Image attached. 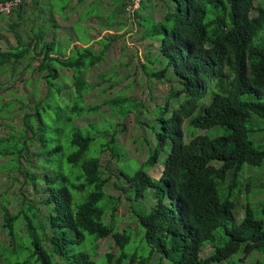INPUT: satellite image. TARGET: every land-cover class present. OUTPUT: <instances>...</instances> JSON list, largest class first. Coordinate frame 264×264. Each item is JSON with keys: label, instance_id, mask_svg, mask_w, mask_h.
I'll use <instances>...</instances> for the list:
<instances>
[{"label": "trees", "instance_id": "16d2710c", "mask_svg": "<svg viewBox=\"0 0 264 264\" xmlns=\"http://www.w3.org/2000/svg\"><path fill=\"white\" fill-rule=\"evenodd\" d=\"M4 1L7 0H0ZM68 1L65 0L61 11ZM166 1L172 7L164 12L159 22L142 15L148 9L149 0H140L138 9L132 14L146 23L143 38L159 41V56L147 62L157 64L163 60V66L152 70L151 78L161 80L171 74L177 78L180 90L170 91L169 95L184 93L186 98L167 120H161L153 152L143 164L148 169L153 168L164 154L160 178L154 180L141 169L132 175L119 170L135 200L142 199L148 189L154 190V206L146 214H137L143 239L150 248L145 257L127 254L125 248L131 241L130 236L104 222L106 205L99 206V203L106 197L108 179L103 177L100 160L94 155L95 148L92 150L96 147L93 133L98 128H82L71 123L74 117H81L88 111L82 105L87 91L82 72L100 62L101 56L95 55L87 44L85 47L73 45L72 53L62 56L54 36L50 41H44L42 32L34 33L25 45L17 39L15 48L0 51L1 72L10 62H19L25 55H30L31 48L38 50L31 60L39 59L36 69L45 82L46 94L33 106V113L23 116L22 123L24 130L41 143L43 164L47 161L48 165L53 163L52 157L61 151L60 145L49 147L54 141L52 126L59 123L71 127L68 138L73 151L66 156V162L77 170V183L70 187L82 196L75 208L67 177L55 173L49 166L43 168L49 169L50 173H44L42 177L27 171L20 174L35 190L38 182L45 183L47 197L42 202L52 207V213L46 217L51 235L41 223L38 209L29 207L25 211L22 208L20 214L12 216L5 205L1 206L2 228L14 243L18 237L29 238L31 257L36 263L55 264L52 259L56 256L65 264H96L87 252L71 250L73 245L84 242L85 233L93 237L92 244L107 237L114 240L118 252L116 256L104 254L106 264H148L153 253L160 254L170 264H216L239 251L244 259L253 252L264 255V222L256 219L247 206L241 222L235 223L234 204L229 199L239 186L243 166H260L264 161V150L250 141L246 127L252 115L264 121V5L254 7V0ZM113 2L116 5L113 15H116L118 8L121 11L127 9L130 0ZM24 6L23 3L20 5L18 14ZM252 10L256 15L250 17ZM40 41L44 42L40 45ZM101 43L107 47L105 40ZM58 68L74 73L75 91L67 95V101L71 103L66 106L61 104V91L56 86L60 80ZM244 95H248V101L241 100ZM208 98L210 100L206 102ZM127 101L126 98L118 99L112 105L117 110L116 107L125 106ZM197 111L199 113L195 114ZM164 112H167V105ZM184 124L195 130L220 127L222 134L193 135L185 143ZM63 130L55 128L56 133ZM14 139L15 142H25L11 135L10 140L1 143ZM103 147L110 149L113 157H121L114 138L100 145ZM90 149L91 156H88ZM12 156H16L17 169L20 170L18 152L0 150V157ZM222 187L223 196L220 194ZM110 210L114 213L116 206ZM31 212L38 214L37 221L34 219L36 222L29 217ZM261 214L264 217V204ZM16 221L24 222L25 237L17 235ZM218 229L223 233L220 237L222 241L225 239L224 244L214 247L207 257L201 258L203 244L214 242V232ZM14 254L15 246L12 256ZM18 260L11 263L6 259L4 264L28 263ZM249 264L262 263L256 260Z\"/></svg>", "mask_w": 264, "mask_h": 264}, {"label": "rangeland", "instance_id": "374dc122", "mask_svg": "<svg viewBox=\"0 0 264 264\" xmlns=\"http://www.w3.org/2000/svg\"><path fill=\"white\" fill-rule=\"evenodd\" d=\"M64 2L65 0H23L25 6L19 14L16 9L8 15L0 16V51L15 48L17 39L25 45L34 33L42 32L44 41H50L54 36L55 43L61 47L62 56L71 54L73 45L85 47V44L90 46L95 55L101 56L100 62L82 72L87 84L82 105L87 107L88 111L81 117H74L71 123L82 128L89 126L98 128L93 133L96 147H92V150L95 148L94 155L100 160L103 177L108 179L105 187L107 199L104 197L99 203V206L106 205L104 222L112 224L119 232H126L130 236L131 241L125 248L127 254L145 257L149 254L150 248L143 239V229L138 223L137 214H146L149 208L154 206L155 200L152 197L154 190L148 189L142 199L135 200L120 171L125 175H132L141 169L154 180L160 178L164 154L153 168L148 169L143 164L153 152L156 144L155 135L159 132L161 120H167L170 113L186 97L184 93L173 97L169 95L170 91L175 93L180 90L177 78L171 74H167L166 78L161 80L151 78L150 72L160 69L163 60L157 64L147 62L148 59L154 60L159 56V41L143 38L146 23L140 21L138 16L130 13L128 9L121 11V8L113 15L116 7L113 0H69L61 11ZM258 5H264V0H254V7ZM171 7V3L166 0H149L148 9L142 12V15L153 22H159L163 19L164 12ZM255 15V11L252 10L250 17ZM104 40L107 42L106 48L103 47L104 43H101ZM44 41H40V45ZM36 52L38 50L31 48L30 55H25L19 62H10L0 72V150L18 152L22 165L20 170L17 169L16 156L0 157V264H4L6 259L11 263L19 259V262L39 264L31 257L32 245L28 237L23 239L18 237L14 243L7 236L2 228V205L7 207L12 216L20 214L22 208L25 211L29 207L38 209L39 219L51 235L46 217L52 213V207L42 202L47 197L44 193L45 183L38 182L35 190L31 182L29 180L26 182L20 174L21 171L42 177L44 173H50L49 169L43 168L49 166L55 173H62L67 177L70 192L75 200L73 208L82 199V196L70 187L71 184L77 183V170L72 169L66 162V156L73 151L68 138L71 127L59 123L52 126L54 141L49 143V147L60 145L61 151L52 157L53 163L50 165L48 161L43 164L40 156L41 143L32 137L30 132L24 130L23 116L33 113V106L44 99L46 94L45 82L36 69L39 59L31 60L36 57ZM57 70L60 80L56 86H59L61 91L60 102L66 106L71 103L67 101V95L75 91L74 73L61 68ZM124 98L128 100L127 104L116 107L118 112L112 102ZM209 100L208 98L206 102ZM241 100L248 101V95L242 96ZM165 105L167 112H164ZM91 108L92 110H89ZM197 113L199 111L195 114ZM246 127L249 130L250 141L255 147L264 150V121L252 115ZM55 128L64 130L62 133H56ZM183 131L185 143L193 135L222 134L220 127L195 130L189 129L186 124ZM11 135L25 142L22 143V140L15 142L14 139L12 142L1 143L10 140ZM112 138L121 157H113L110 149L100 148V145L103 146L105 142L107 144ZM92 150L90 149L88 156H91ZM212 164L218 166L216 162ZM238 180L239 186L229 198L234 204L232 215L235 223L241 222L247 206L251 208L256 219L264 222L261 214V207L264 204V161L260 166L244 165ZM226 185L225 182L224 186ZM222 190L223 187L220 188V194L223 196ZM112 206H116L114 213L110 210ZM29 217L36 222L38 214L31 212ZM25 230L24 222L16 221L17 235L25 237ZM222 234L220 229L216 230L215 241L203 244L201 258L207 257L214 247L224 244L225 239L222 241L220 237ZM84 236V242L73 245L72 251L87 252L96 264H106L103 257L106 253L116 256L118 247L111 237L92 244L93 237L86 233ZM45 246L49 250L47 242ZM256 260L264 264V255L253 252L244 259L243 253L239 251L216 264H249ZM52 261L55 264H65L63 259L56 256H53ZM148 264L170 263L167 259L161 258L160 254L153 253Z\"/></svg>", "mask_w": 264, "mask_h": 264}, {"label": "built area", "instance_id": "2783aa9c", "mask_svg": "<svg viewBox=\"0 0 264 264\" xmlns=\"http://www.w3.org/2000/svg\"><path fill=\"white\" fill-rule=\"evenodd\" d=\"M23 0H7L0 2V16L8 15L12 11L18 9L22 4ZM140 0H130L127 9L130 10V13H133L139 7Z\"/></svg>", "mask_w": 264, "mask_h": 264}]
</instances>
